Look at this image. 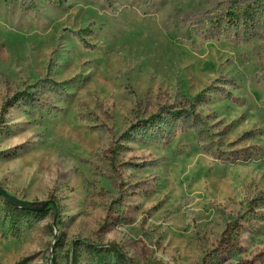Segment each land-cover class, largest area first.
<instances>
[{
    "label": "rangeland",
    "instance_id": "374dc122",
    "mask_svg": "<svg viewBox=\"0 0 264 264\" xmlns=\"http://www.w3.org/2000/svg\"><path fill=\"white\" fill-rule=\"evenodd\" d=\"M61 1L0 0V186L46 204L0 264H51L57 238L62 264L78 238L133 264H264V25L206 36L229 0ZM191 104L203 123L173 115Z\"/></svg>",
    "mask_w": 264,
    "mask_h": 264
},
{
    "label": "trees",
    "instance_id": "16d2710c",
    "mask_svg": "<svg viewBox=\"0 0 264 264\" xmlns=\"http://www.w3.org/2000/svg\"><path fill=\"white\" fill-rule=\"evenodd\" d=\"M48 1L50 3H62L61 0ZM198 23L201 24V30L206 36H226L239 42L248 40L257 33L262 25H264V0H229L225 10L213 17L207 16V18H200ZM203 93V91L198 93L195 98L201 97ZM28 97L29 100L33 101V94ZM191 106L192 108L182 112L177 110L172 111V113L176 118L181 117L185 121H193L194 125L195 123H203L198 112L193 108L194 104H191ZM161 121L162 118L159 114H153L148 119L144 120V124L139 125L138 129L160 128ZM44 214L43 210H34L11 203L0 195V237L2 239H8L10 236L16 235L21 227L22 221L30 222L32 217L43 216ZM61 243L62 240L57 238L56 244L54 245L53 256L50 258L51 264H62L56 252L61 246ZM82 246H84L93 257L94 264H110L113 257L127 264H133V259L130 258L117 243L97 244L85 238H78L71 241L66 253L67 259L70 260L69 264L80 263V249ZM30 260V257H25L14 264H28ZM41 264L46 263L43 262Z\"/></svg>",
    "mask_w": 264,
    "mask_h": 264
},
{
    "label": "water",
    "instance_id": "95a60500",
    "mask_svg": "<svg viewBox=\"0 0 264 264\" xmlns=\"http://www.w3.org/2000/svg\"><path fill=\"white\" fill-rule=\"evenodd\" d=\"M0 195L7 201L11 202V203H14V204H18V205H22L24 207H28V208H31V209H34V210H43L46 206L43 205L41 207H37L34 203L32 202H27V201H24L22 199H19L18 197L14 196L13 194H10L8 191H6L5 189H3L1 186H0Z\"/></svg>",
    "mask_w": 264,
    "mask_h": 264
}]
</instances>
